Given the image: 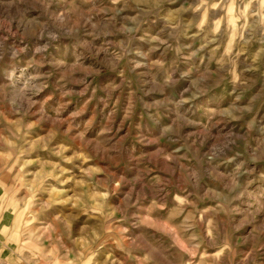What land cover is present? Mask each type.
Returning <instances> with one entry per match:
<instances>
[{"label":"clouds","instance_id":"obj_1","mask_svg":"<svg viewBox=\"0 0 264 264\" xmlns=\"http://www.w3.org/2000/svg\"><path fill=\"white\" fill-rule=\"evenodd\" d=\"M50 87L113 104L141 147L50 113ZM261 165L264 0H0V264H264ZM57 204L102 220L76 232Z\"/></svg>","mask_w":264,"mask_h":264},{"label":"rangeland","instance_id":"obj_2","mask_svg":"<svg viewBox=\"0 0 264 264\" xmlns=\"http://www.w3.org/2000/svg\"><path fill=\"white\" fill-rule=\"evenodd\" d=\"M58 51V49H57ZM98 81L92 82V87L98 86ZM79 88V86H77ZM48 94L52 96V100L48 101L47 109L51 113L53 109H60L64 116H68L71 112L79 111L81 114L75 117V124L78 125L80 131H86L88 133V137L93 140H109L110 142H114L115 140H121L122 145H129L134 146L139 149L141 146L137 144L136 141V128L132 121L125 122L121 124V115L119 112L116 113L115 116H110L109 113L112 111L113 104H109L107 107L103 103H100L98 99H92L91 102L87 101V96H79L74 95L71 97L62 98L57 89L55 87H50L47 90ZM228 94V88L225 86H221L219 88H215L211 90L207 96L202 97L198 104L207 106L209 104H218L221 103L224 99H226ZM91 95V92H89ZM101 93L97 91L96 96L99 97ZM114 103V102H113ZM199 110V109H198ZM141 118V114L138 113L136 116V120L139 121ZM61 127V131H63V127ZM53 129V125L51 123L47 124V129L45 131H41L38 127L33 130V138H35L36 134L40 135H47L48 131ZM123 138V139H121ZM151 141V138H150ZM58 143H72L69 136L64 135H57L55 139L52 141L53 145ZM162 143H166V141H162ZM70 154V153H68ZM40 155L44 159H51L53 162H57L58 158L55 156H50L48 153H40ZM142 155V152H137V156ZM96 163H99L101 167L105 166L104 161H88L87 164L83 166L85 168L95 166ZM75 164L80 165L81 161H75ZM64 167H68L72 169V173L79 176L81 173L80 167H73L72 165H63ZM264 167V165H261ZM113 168H120L126 170V163L124 161H120L118 164L113 165ZM66 189L73 188L74 184L69 181L68 184L63 186ZM72 193L69 192L68 195ZM112 200L116 199V196L111 197ZM213 207L212 200L203 201L201 204V208H211ZM51 214L55 215L58 213H62L63 215L67 216L71 214L72 216L76 217L72 221V226L74 231L79 232L80 228L84 227H93L99 224L102 218H98V213H94L91 216L84 214L79 209H74L71 207L70 204L68 205H61L57 204L54 205L52 209L49 210ZM171 215L170 210L161 212L157 210L154 213V216L157 218H161L164 221L163 223H156L155 228L160 229L161 231L167 229L170 224H175L178 220H168V217ZM149 232H154L156 237H159L160 232L155 231V229H149ZM105 248L110 249V253L113 259L122 260L124 257V253L120 251V249L116 246L114 242H109L105 245ZM104 251V250H102ZM108 252H105L104 258H107ZM128 264H134L132 261H128Z\"/></svg>","mask_w":264,"mask_h":264}]
</instances>
